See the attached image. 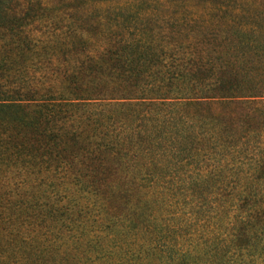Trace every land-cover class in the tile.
<instances>
[{
  "label": "trees",
  "instance_id": "1",
  "mask_svg": "<svg viewBox=\"0 0 264 264\" xmlns=\"http://www.w3.org/2000/svg\"><path fill=\"white\" fill-rule=\"evenodd\" d=\"M0 264H264V0H0Z\"/></svg>",
  "mask_w": 264,
  "mask_h": 264
},
{
  "label": "rangeland",
  "instance_id": "2",
  "mask_svg": "<svg viewBox=\"0 0 264 264\" xmlns=\"http://www.w3.org/2000/svg\"><path fill=\"white\" fill-rule=\"evenodd\" d=\"M122 3L126 4L127 5V1H131V0H120ZM156 25H159L158 23ZM127 187V185L125 186ZM124 204L127 203V197L125 198V201L123 202Z\"/></svg>",
  "mask_w": 264,
  "mask_h": 264
}]
</instances>
